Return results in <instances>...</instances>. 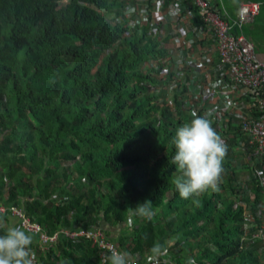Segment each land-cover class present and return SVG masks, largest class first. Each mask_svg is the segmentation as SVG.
Instances as JSON below:
<instances>
[{"label": "trees", "instance_id": "16d2710c", "mask_svg": "<svg viewBox=\"0 0 264 264\" xmlns=\"http://www.w3.org/2000/svg\"><path fill=\"white\" fill-rule=\"evenodd\" d=\"M125 7L0 0V205L22 208L50 236L100 229L137 264L156 245L173 264H261L256 241L241 238L242 204L255 194L257 205L264 188L251 167H236V141L225 143L218 191L183 199L175 188L171 141L192 119L189 91L175 88L169 104L173 76L145 67L165 55L161 41L129 29ZM146 201L152 216L132 215ZM32 236L33 264H103L109 255L61 233L44 251Z\"/></svg>", "mask_w": 264, "mask_h": 264}, {"label": "built area", "instance_id": "2783aa9c", "mask_svg": "<svg viewBox=\"0 0 264 264\" xmlns=\"http://www.w3.org/2000/svg\"><path fill=\"white\" fill-rule=\"evenodd\" d=\"M261 9L259 2L243 1L233 19L221 0H126L124 15L132 31L148 28L159 37L165 55L145 67L158 69L163 81L173 76L165 88L169 104H173L172 91L186 86L187 106L216 124L225 143L236 141V167H251L264 188V58H259L255 45L237 32L253 23ZM256 199L252 194L249 202L242 204L245 225L241 238L243 243L256 241V257L264 264V198L257 205ZM0 212L9 215L15 226L39 236L44 251L58 241L60 233L85 238L104 255H110L112 249L120 251L100 229L63 230L50 236L20 207L0 205ZM167 257L162 252L147 264H173Z\"/></svg>", "mask_w": 264, "mask_h": 264}, {"label": "clouds", "instance_id": "9594fccd", "mask_svg": "<svg viewBox=\"0 0 264 264\" xmlns=\"http://www.w3.org/2000/svg\"><path fill=\"white\" fill-rule=\"evenodd\" d=\"M190 122L176 129L171 143L174 155L169 163L176 166L178 175L173 180L175 188L183 199L198 197L209 189L219 190L222 179L223 160L228 146L212 127V122L193 112ZM194 203H199L194 200ZM150 201L135 207L132 215L151 217ZM128 223H132L131 215ZM33 236L19 226H8L0 218V264H33L34 254L31 249ZM153 254L159 255L161 248L156 245ZM103 264H129L128 253L115 249L103 259ZM187 264H195L189 258Z\"/></svg>", "mask_w": 264, "mask_h": 264}, {"label": "rangeland", "instance_id": "374dc122", "mask_svg": "<svg viewBox=\"0 0 264 264\" xmlns=\"http://www.w3.org/2000/svg\"><path fill=\"white\" fill-rule=\"evenodd\" d=\"M225 6L229 15L233 18H237L238 3L243 1L259 2L262 5L261 15L257 16L253 23H249L243 26L242 29H237L239 35L247 37L256 48V53L259 58H264V0H221ZM235 33V29L233 30ZM241 170V169H239ZM172 241H169L168 245L171 246Z\"/></svg>", "mask_w": 264, "mask_h": 264}, {"label": "crops", "instance_id": "0c3cea01", "mask_svg": "<svg viewBox=\"0 0 264 264\" xmlns=\"http://www.w3.org/2000/svg\"><path fill=\"white\" fill-rule=\"evenodd\" d=\"M239 5H240V2L238 3V7H239ZM261 15V13L259 14V16Z\"/></svg>", "mask_w": 264, "mask_h": 264}]
</instances>
